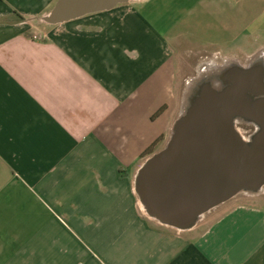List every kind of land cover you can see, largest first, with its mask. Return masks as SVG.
<instances>
[{
  "label": "crops",
  "instance_id": "obj_1",
  "mask_svg": "<svg viewBox=\"0 0 264 264\" xmlns=\"http://www.w3.org/2000/svg\"><path fill=\"white\" fill-rule=\"evenodd\" d=\"M56 1L0 0V264H264L262 206L235 196L180 232L134 191L182 111L175 51L264 66V0H137L41 23Z\"/></svg>",
  "mask_w": 264,
  "mask_h": 264
},
{
  "label": "water",
  "instance_id": "obj_2",
  "mask_svg": "<svg viewBox=\"0 0 264 264\" xmlns=\"http://www.w3.org/2000/svg\"><path fill=\"white\" fill-rule=\"evenodd\" d=\"M137 0H57L41 18L58 25ZM217 86H221L218 88ZM255 129L245 141L233 120ZM264 187V66L230 64L199 82L163 149L139 169L134 191L150 219L178 231L240 193Z\"/></svg>",
  "mask_w": 264,
  "mask_h": 264
},
{
  "label": "rangeland",
  "instance_id": "obj_3",
  "mask_svg": "<svg viewBox=\"0 0 264 264\" xmlns=\"http://www.w3.org/2000/svg\"><path fill=\"white\" fill-rule=\"evenodd\" d=\"M43 26L44 25L41 23L35 24L36 32L32 35V38L34 36H43L44 38L42 34V31H44L42 30ZM175 52V55H177V75L175 76L176 88L174 94L177 107L180 110L187 106L188 99L199 82H206L211 76H218L225 66L229 65L228 63L240 66L247 65L246 60L237 59L238 61H236L228 55L223 56L216 54L213 48L202 47L196 43H190L189 41L184 42L183 46ZM225 63L228 65H225ZM234 201L243 204L248 201L251 204L253 203L254 205L264 208V187L255 194L240 193L231 202ZM142 214H145V212H142Z\"/></svg>",
  "mask_w": 264,
  "mask_h": 264
},
{
  "label": "flooded vegetation",
  "instance_id": "obj_4",
  "mask_svg": "<svg viewBox=\"0 0 264 264\" xmlns=\"http://www.w3.org/2000/svg\"><path fill=\"white\" fill-rule=\"evenodd\" d=\"M230 65V63H228ZM225 63V65H228ZM220 88L221 86H217ZM233 125L236 129V131L240 134V136L245 140L249 141V139L254 135L255 129L252 125L249 123L240 120V119H235L233 120Z\"/></svg>",
  "mask_w": 264,
  "mask_h": 264
},
{
  "label": "built area",
  "instance_id": "obj_5",
  "mask_svg": "<svg viewBox=\"0 0 264 264\" xmlns=\"http://www.w3.org/2000/svg\"><path fill=\"white\" fill-rule=\"evenodd\" d=\"M43 38V36H34L32 39L34 40V41H40L41 39Z\"/></svg>",
  "mask_w": 264,
  "mask_h": 264
},
{
  "label": "trees",
  "instance_id": "obj_6",
  "mask_svg": "<svg viewBox=\"0 0 264 264\" xmlns=\"http://www.w3.org/2000/svg\"><path fill=\"white\" fill-rule=\"evenodd\" d=\"M151 154V150H149L148 152H146L145 154L142 155V157L146 156V155H150Z\"/></svg>",
  "mask_w": 264,
  "mask_h": 264
}]
</instances>
